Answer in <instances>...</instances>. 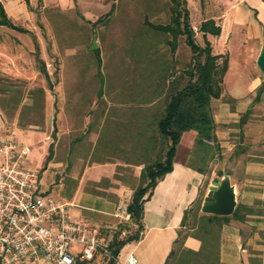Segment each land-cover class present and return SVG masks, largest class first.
Returning <instances> with one entry per match:
<instances>
[{
  "label": "rangeland",
  "instance_id": "obj_1",
  "mask_svg": "<svg viewBox=\"0 0 264 264\" xmlns=\"http://www.w3.org/2000/svg\"><path fill=\"white\" fill-rule=\"evenodd\" d=\"M185 1L191 26L203 19L208 5L212 2L211 6H214L217 0ZM220 1L223 4V0ZM0 5L10 23L23 30L18 32L9 26L0 25V102L3 106L11 104V101L6 100L14 95L16 97L17 89L22 97L16 109H9L10 115L7 119L0 117L1 131L12 133L18 142L29 146L28 163L37 168L40 188L50 198L69 201L71 191L80 180V188L97 193L102 192L99 189H106L108 185H124L126 189L120 191L118 207L119 213L124 217L131 194L130 184L132 186L137 182V176H133L131 172L135 166L125 164L118 156L110 157L105 162L113 163L111 170L92 169L87 173L94 177L98 174H109L114 179L112 182H108L106 178L97 182L87 181L83 178V171L94 163L91 160L98 157L92 150L96 147L95 142L102 131L107 109L111 113V110L118 108V104L123 102L125 89L139 87L138 53L145 51L156 59L169 60L168 46L164 42L167 35L147 29L143 22H167L169 2L0 0ZM216 7L212 12H218ZM108 11L109 14L104 17ZM247 17L251 20V15ZM93 22L95 23L92 24ZM245 34L248 37L243 40L240 48L237 43L227 47L228 67L223 78L224 98L228 94L235 97L246 94L255 87L258 80L263 84V90L256 102L252 101L255 89L248 96L251 97L249 110L255 116L261 117L264 110V75L254 64L261 41L260 27L255 32L249 31ZM93 35L96 48L90 50ZM194 38L196 43L202 45L198 31H195ZM33 42L37 44L38 56L45 65L48 81L34 61ZM176 44L174 58H177L176 61L179 59V65H182L180 61L187 59L188 52L181 37H178ZM248 46L254 47L252 59H248ZM154 48H157L156 53ZM222 48L223 43L215 42V52L222 51ZM96 50L99 65L95 62ZM48 83L50 89L47 87ZM36 87H41L44 92L43 124L39 128L21 129L16 124V116L20 105L28 103L26 91ZM50 143L53 156L46 161V148ZM105 194L113 195L112 192ZM195 207L193 205L192 210ZM73 209L82 212L81 217L96 226L108 239L118 228L117 224L110 227L99 223L97 218L101 215L98 216L86 208ZM121 220L119 230H122L120 236H123L125 232L132 231L134 225L129 216ZM125 252L122 249V253ZM40 262L53 264L48 261Z\"/></svg>",
  "mask_w": 264,
  "mask_h": 264
},
{
  "label": "trees",
  "instance_id": "obj_2",
  "mask_svg": "<svg viewBox=\"0 0 264 264\" xmlns=\"http://www.w3.org/2000/svg\"><path fill=\"white\" fill-rule=\"evenodd\" d=\"M27 2V0H24ZM40 1V0H38ZM167 22H150L144 20L147 29L160 35H167L165 44L168 46L169 60L156 59L152 54L143 52L137 56L138 88L125 89L123 102L118 104L115 111L107 109L105 122L101 128L99 139L92 150L97 157L91 160L94 163L105 162L110 157H119L124 163L131 166H140L136 184L131 187V194L125 208L127 216L134 225L132 231L120 236V226L108 239V250L112 256L130 240H137L142 229V205L149 197L155 183L169 172L172 166L173 154L183 131H194L193 148L190 153L189 167L198 171L207 178L211 173L208 164L211 161L222 159L221 148L215 137V123L212 118L213 100L217 99L233 104V98H224L223 76L227 67L225 54H213L210 43L205 34L216 36L219 28L214 21L206 18L200 21L197 31L201 33L202 45L196 43L195 31L189 24V15L185 0H167ZM109 14V11L103 15ZM93 22L92 24H94ZM0 25L21 32L18 26L10 23L4 9L0 5ZM182 38L188 57L180 61L174 58L177 39ZM34 43V42H33ZM34 45V61L43 77L48 81L45 65L38 56L37 44ZM156 53L157 48H154ZM95 62L99 65L97 50ZM99 75V73L97 72ZM50 89V85H47ZM263 84L253 95L252 101L260 99ZM5 91V90H4ZM7 99L11 104L3 106L0 102V117L8 118L9 109H16L21 103L20 91ZM28 103L20 105L16 116L19 128H39L43 124L44 92L41 87L26 91ZM1 101V100H0ZM251 114L249 108L240 114L237 122L233 124L238 128L235 134L236 144L230 152V157L244 154L246 158L253 159L254 155H262L260 149L248 152V145H243L244 124ZM104 132V133H103ZM54 138V134H52ZM264 146V138L257 142ZM45 160L53 156L51 143L47 146ZM253 154L252 156L247 155ZM201 199L198 197L183 211L175 238L161 264H222L219 254V235L222 225L229 219L242 221L246 214L252 213V207L237 203L233 212L227 216L211 215L198 212ZM196 204V205H195ZM196 206L192 210V206ZM192 213V214H189ZM188 222H190L188 224ZM191 236L199 241L197 249L184 247V238ZM257 254V253H255ZM100 262H77L75 264H113L111 259L102 257ZM258 264V258L251 259Z\"/></svg>",
  "mask_w": 264,
  "mask_h": 264
},
{
  "label": "crops",
  "instance_id": "obj_3",
  "mask_svg": "<svg viewBox=\"0 0 264 264\" xmlns=\"http://www.w3.org/2000/svg\"><path fill=\"white\" fill-rule=\"evenodd\" d=\"M215 3L214 6H211L212 2L208 5V11H205L206 16L200 21L210 18L218 26V35L213 36L206 33L205 38L210 43L213 54H225L228 60L227 47L237 43L240 48L243 40L248 37L245 32H255L261 23H264V0H223V4L217 0ZM214 7L218 12H212ZM248 15H251V20L248 19ZM200 21L195 25L198 26ZM195 25L191 24L192 29ZM242 28L244 32H241ZM201 36L200 33L202 42ZM215 42L216 44L217 42L223 43L222 51L215 52ZM253 54L254 47L248 46V59H252ZM258 85L262 84L257 80L255 87L246 94L236 97L228 94L234 100L231 105L217 99L213 100L211 113L216 125L215 137L223 157L220 161H211L208 164L211 169L208 178L191 169L188 164L194 144V131L187 130L181 133L173 154L171 169L155 183L151 194L143 202V230L137 240H130L121 248V253L122 249L132 253L136 259L135 264H161L163 262L179 229L184 209L188 208L198 197L202 200L211 179L219 170L221 176L217 179L227 180L235 199V206L237 203H242L254 210L246 214L242 221L229 219L226 224L222 225L219 235L220 262L222 264H251L253 263L251 259L257 257L258 264H264V152L262 155H254L253 159L246 158L244 154L229 159V154L237 141L235 134L238 128L233 124L237 122L240 114L250 107L251 97L248 96L259 87ZM261 117L251 112L243 125V145L249 144L248 152L256 149L264 151V146L257 145V142L264 138V110ZM1 127L2 122H0V131ZM247 155L252 156L253 154L247 153ZM111 166L113 167V163H92L85 167L83 178L91 182L106 178L108 182H112L114 179H111L109 174H98L96 177L87 175L92 169L111 170ZM139 169L140 166L132 169L133 176L138 177ZM80 182L81 180L71 191L69 201H65L71 204L68 208L70 217L74 220L85 221L86 219L81 217L82 212L73 209V207H81L95 212L98 216L101 215L97 220L104 226L114 227L119 224L122 220L113 214L118 212L120 191L126 189V186L108 185L106 189H99L103 193H97L90 189L80 188ZM105 192H112L113 195L105 194ZM71 210L72 214H70ZM183 242L184 247L190 249L199 247V241L189 235L184 238ZM29 264L43 263L31 261Z\"/></svg>",
  "mask_w": 264,
  "mask_h": 264
},
{
  "label": "built area",
  "instance_id": "obj_4",
  "mask_svg": "<svg viewBox=\"0 0 264 264\" xmlns=\"http://www.w3.org/2000/svg\"><path fill=\"white\" fill-rule=\"evenodd\" d=\"M29 152L12 133L0 131V264H75L102 257L113 264H135L131 252L120 249L112 256L108 238L96 226L72 219L71 204L43 193ZM123 215L113 214L128 218L126 211Z\"/></svg>",
  "mask_w": 264,
  "mask_h": 264
},
{
  "label": "water",
  "instance_id": "obj_5",
  "mask_svg": "<svg viewBox=\"0 0 264 264\" xmlns=\"http://www.w3.org/2000/svg\"><path fill=\"white\" fill-rule=\"evenodd\" d=\"M260 40L254 64L261 74L264 75V23L260 25ZM95 48L93 35L89 49L93 50ZM52 128L54 131V121L52 123ZM215 175L216 176L211 179L205 194L202 196L199 211L211 215L227 216L233 212L235 199L227 180L220 181V179H217V177L221 176V171H217Z\"/></svg>",
  "mask_w": 264,
  "mask_h": 264
}]
</instances>
